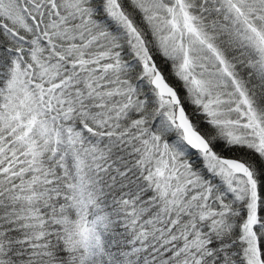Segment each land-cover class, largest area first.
<instances>
[{
  "label": "snow or ice",
  "instance_id": "snow-or-ice-1",
  "mask_svg": "<svg viewBox=\"0 0 264 264\" xmlns=\"http://www.w3.org/2000/svg\"><path fill=\"white\" fill-rule=\"evenodd\" d=\"M0 264H264V0H0Z\"/></svg>",
  "mask_w": 264,
  "mask_h": 264
}]
</instances>
